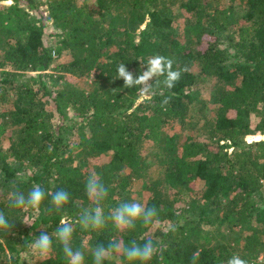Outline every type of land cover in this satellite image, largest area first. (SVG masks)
I'll use <instances>...</instances> for the list:
<instances>
[{
  "label": "trees",
  "instance_id": "1",
  "mask_svg": "<svg viewBox=\"0 0 264 264\" xmlns=\"http://www.w3.org/2000/svg\"><path fill=\"white\" fill-rule=\"evenodd\" d=\"M95 1L0 0V211L12 223L0 231V264H67L54 236L51 254L24 257L61 220L87 264L114 238L152 239L150 264H191L197 250L199 264L233 254L264 264V0ZM156 54L189 71L150 95L125 88L118 65L138 75ZM254 134L263 138L244 141ZM93 174L108 187L106 216L135 201L158 209L156 226L83 229L80 212L96 206L85 192ZM14 181L25 194L38 185L70 200L59 211L50 195L13 208Z\"/></svg>",
  "mask_w": 264,
  "mask_h": 264
},
{
  "label": "clouds",
  "instance_id": "2",
  "mask_svg": "<svg viewBox=\"0 0 264 264\" xmlns=\"http://www.w3.org/2000/svg\"><path fill=\"white\" fill-rule=\"evenodd\" d=\"M174 59L156 54L150 57L146 64L141 65L139 74L130 71L125 63H120L117 68V76L124 81L125 88L138 87L145 95L152 94L155 89L163 86L167 89L175 87L183 72L189 69H174ZM163 77V80L158 79ZM154 81V82H153ZM170 103L169 97H164L161 101V108H166ZM86 195L90 200L96 202L93 208H85L79 214L78 223L85 230H98L106 227L110 221L112 225L120 231L134 230L137 223L145 228L155 227L159 221L158 209L146 207L140 202H122L109 215H105L101 202L108 197V187L97 177L90 175L85 186ZM10 195L11 207L19 210H29L38 208L50 195L51 204L60 210L70 200V194L60 189L54 193L46 192L41 186L34 185L26 194L21 191L14 181L11 184ZM12 223L9 222L3 211H0V231H9ZM74 228L71 223L61 220L60 226L53 235L47 232L41 234L27 244V247L40 256H47L54 251L53 236L56 243L62 249L67 264H87L85 251L81 248L73 247ZM123 255L129 264H150L158 256V244L152 239H147L144 243H138L133 239L125 244L121 240L111 239L107 244L98 243L91 251L92 264H104L110 255ZM200 252L197 250L192 254L191 264H199ZM226 264H249V261L239 254L230 256Z\"/></svg>",
  "mask_w": 264,
  "mask_h": 264
},
{
  "label": "rangeland",
  "instance_id": "3",
  "mask_svg": "<svg viewBox=\"0 0 264 264\" xmlns=\"http://www.w3.org/2000/svg\"><path fill=\"white\" fill-rule=\"evenodd\" d=\"M80 1H83V0H80ZM87 1H88V3H91V4H94L96 2L95 0H87ZM4 4H10V2H4ZM48 23H49L48 24L49 26L46 29L47 30V33L45 35V40H46V43L48 45H52V44L56 43V41H57L56 27L54 25H52V21H49ZM57 64H58V61H56L53 64V67L55 65H57ZM202 92H203V96L206 97V98H208V99L212 95L211 88L209 86H204ZM262 138L263 137L259 138L256 134H254V135L248 136L244 141H248L249 142V141H252V140H259V139H262ZM140 186H141L140 182H137L135 184V187L134 188L137 190V189H140ZM30 223L31 222L29 221V224ZM24 257L29 262L30 261H36L37 259L40 258L39 254H36V253L32 252L31 250H29L28 252L24 253Z\"/></svg>",
  "mask_w": 264,
  "mask_h": 264
}]
</instances>
